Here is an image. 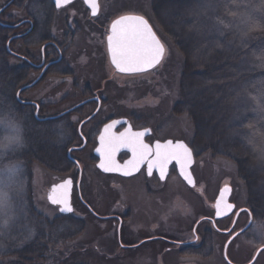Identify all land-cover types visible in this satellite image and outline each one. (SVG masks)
I'll return each instance as SVG.
<instances>
[{
	"label": "rangeland",
	"instance_id": "obj_1",
	"mask_svg": "<svg viewBox=\"0 0 264 264\" xmlns=\"http://www.w3.org/2000/svg\"><path fill=\"white\" fill-rule=\"evenodd\" d=\"M196 1L198 12H183L179 5L172 9L170 3L166 12L160 15L154 11L152 0L104 1L107 19L113 20L125 14L146 16L166 46L164 61L156 70L125 78V82L119 80L125 85L120 91L112 88L110 98L116 105L113 104L111 113L130 117L137 129L151 127L160 138L182 139L192 147L195 145V128L188 113H192L190 108L195 107L196 99L204 102L202 96L199 97L204 90L199 86L195 95L191 93L192 96L187 91L190 98L187 108L175 107L180 101V81L186 55L182 44L187 45L189 41L199 43L202 36L196 32L208 34L219 29L213 23H220L214 0ZM8 2L0 0V8ZM191 23H203L205 27L200 26L201 31ZM208 23H212L214 28L206 26ZM5 24L8 26L9 23ZM165 31L173 32L180 41L176 44ZM53 35L58 36L57 29ZM9 37L8 32L0 27V199L7 200V207L0 209V264H55L57 260L61 264L63 259V264H249L253 260L256 250L264 246V232L259 231L264 220L255 216L247 232L230 244L227 256L224 249L230 240L227 241L226 234L217 232L205 237L200 250L174 252L180 248L181 241L189 244L193 241L196 213L204 207L210 214L222 187L232 186V201L239 209L245 206L244 186L235 180V165L221 160L220 155L225 152L223 147L213 149L217 143L214 134L198 142L200 145L204 142V147L195 148L194 174L198 181L195 190L172 174L165 191L154 196H150L149 189L140 179L123 182L119 177L100 172L86 152L75 153L73 157L83 164L86 201L99 215L120 216L126 213L128 219L124 222V230L118 233V225L114 221H99L79 208L80 213L63 217L58 207L49 203L48 195L53 185L69 175L76 176L74 165L66 153L81 143L75 132L78 121L73 115V127L67 121L33 122V116L18 104L15 96L19 89L24 91L25 97L33 92H26L24 87L22 64L9 57ZM15 42L12 48L18 51L23 39ZM78 62L82 64L83 59ZM77 63L75 60L71 62L72 67ZM46 99L49 101L54 97ZM81 100L79 93L77 99L70 100L64 108L54 110L52 114L60 113ZM28 151L36 158L32 159L31 165L23 160V154ZM248 197L252 199L250 195ZM44 219L49 221L45 223ZM247 220L243 218L244 223ZM38 223L43 228V235L35 244V248L42 251L43 258L39 260L38 252L30 251V242L41 234ZM180 227L189 230L181 233ZM168 248L172 249L171 252ZM263 261L264 254L259 264H264Z\"/></svg>",
	"mask_w": 264,
	"mask_h": 264
},
{
	"label": "flooded vegetation",
	"instance_id": "obj_2",
	"mask_svg": "<svg viewBox=\"0 0 264 264\" xmlns=\"http://www.w3.org/2000/svg\"><path fill=\"white\" fill-rule=\"evenodd\" d=\"M104 1L98 0L99 10L97 15L93 16L91 7L85 0H71L69 4L59 8L56 7L55 0H22L18 5L16 4L18 0H9L4 7L0 8V27L10 36L7 43V47L9 45L10 48L9 50L7 48L9 57L22 64V81L27 89L26 92H33L29 97H25L24 91L21 92L22 89H19L15 96L18 104L33 116L32 121L41 124L67 121V124L73 127V118L71 117L76 116L75 118H77L76 139H79L81 143L78 147L69 148L66 153L67 159L74 165L76 176L69 175L60 181L72 180L74 213H80L79 208L99 221H114L118 225L117 232L119 233L124 230V222L128 219V215L126 213L120 216L97 214L95 207L85 199L84 174L81 169L83 164L73 155L86 152L88 158L97 166L99 160L96 157V148L100 146L99 135L106 125L115 120H127V123L116 128L115 132L117 133L123 132L128 124L135 132L150 129V135L144 139V142L150 145L154 146L157 142L163 144L171 140L174 142L183 141L189 147L191 146L182 139L160 138L151 127L137 129L130 117L115 116L116 114L111 113L113 104L116 105V102L111 101L110 98L111 91L114 90L112 88L120 91L125 88V85L121 83L125 82V78H134L144 74L126 75L112 67L107 50V36L110 34L112 22L120 16L113 20L107 19L104 12ZM5 23H9L8 26ZM54 29L58 30L56 37L53 35ZM21 39H23L22 49L19 48L16 51L12 47L16 43L15 41ZM79 59H83L82 64L77 63ZM74 60L77 63L76 67H72L71 64ZM79 93L83 100L75 105H70L60 113L52 114L54 110L64 108L65 103L77 99ZM50 97H54V99L47 101L46 98ZM130 158L131 153L122 152L118 160L123 164ZM192 173L196 184H198L194 167ZM172 174H176L181 179L176 163L168 167L164 180L160 179L159 170L156 168L149 176L146 164L142 165L139 172L131 177L118 175L116 177L126 183L140 179L149 189L150 196H154L165 191ZM181 181L184 183L182 179ZM230 203L234 202L230 199ZM58 210L63 217H68L62 214L59 207ZM202 210L196 213L197 218L192 229L193 241L190 244L187 241H181L180 248L177 247L178 249L174 252L185 253L190 249L200 250L204 245L206 234L210 232L229 233L226 234L227 241H229L236 233L246 228L252 218L250 213L245 212L236 217L237 212H234L230 217L216 221L214 208L210 214H207L204 207ZM244 217L248 219L245 223ZM178 229L181 233H186L189 230L187 227ZM171 250L168 248V252ZM262 255L258 256L255 264Z\"/></svg>",
	"mask_w": 264,
	"mask_h": 264
},
{
	"label": "trees",
	"instance_id": "obj_3",
	"mask_svg": "<svg viewBox=\"0 0 264 264\" xmlns=\"http://www.w3.org/2000/svg\"><path fill=\"white\" fill-rule=\"evenodd\" d=\"M214 1L220 23L213 24L219 29L208 34L196 32L202 36L199 43L189 41L187 45L182 44L186 55L180 81V101L175 107L187 108L190 103L187 91L195 95L201 86L204 92L199 97L202 96L204 102L196 99L195 107L190 108L194 115L188 113L195 128L192 148L195 151L196 146L204 147V142L201 145L198 142L214 134L217 143L213 149H225L220 155L221 160L235 165V180L244 186L246 202L242 208L249 209L253 217L264 220V0ZM170 3L172 9L179 5L186 13H195L198 8L196 0H152L158 15L166 12ZM159 24L161 26L162 22ZM192 25L201 31L200 26L205 27L203 23ZM211 25L206 26L214 28ZM166 33L178 43L179 38L173 32ZM23 155L27 165H31L32 159L36 160L30 151ZM38 226L41 234L30 242L32 249H29L38 252L39 260L43 258L42 251H38L35 244L40 241L43 228L40 224ZM260 261L261 258L257 264Z\"/></svg>",
	"mask_w": 264,
	"mask_h": 264
},
{
	"label": "snow or ice",
	"instance_id": "obj_4",
	"mask_svg": "<svg viewBox=\"0 0 264 264\" xmlns=\"http://www.w3.org/2000/svg\"><path fill=\"white\" fill-rule=\"evenodd\" d=\"M56 7L67 5L71 0H55ZM91 7V13L96 16L99 10L97 0H85ZM227 26V25H226ZM107 50L111 57V63L120 73H141L160 64L165 54V48L157 39L152 28L142 16H122L111 24L110 34L107 36ZM119 121H114L105 126L99 135V147L96 151L101 160L98 165L105 172H119L129 176L134 171H139L144 164L147 165V173L152 175L153 169L159 170L160 179L166 177L168 165L175 161L180 168V174L190 184L193 179L188 172L192 163V153L183 143H173L171 140L161 144L150 145L144 142L146 131L133 132L131 126L123 132H115ZM19 142V138H16ZM121 149H127L131 158L125 160L123 165L117 162L116 156ZM72 181L66 180L52 188V194L48 197L53 205H60L61 212H71L73 209L69 202V190ZM227 191V189H225ZM221 199L216 204L217 216L222 212L227 213L233 205L223 203ZM7 207V200L0 199V209ZM264 232V226L259 228Z\"/></svg>",
	"mask_w": 264,
	"mask_h": 264
},
{
	"label": "water",
	"instance_id": "obj_5",
	"mask_svg": "<svg viewBox=\"0 0 264 264\" xmlns=\"http://www.w3.org/2000/svg\"><path fill=\"white\" fill-rule=\"evenodd\" d=\"M97 3H98V0H97ZM88 6H89V4H88ZM122 16H142V15H138V14H125V15H122ZM122 16H120V17H122ZM120 17H118L117 19H119ZM142 17L148 22L149 26L152 28V31L155 33L157 39H158V40L161 42V44L164 46V48H165V54H164V57H163V59L161 60L160 64L156 65L154 68H150V69H148L147 71H144V72H141V73H122V74H126V75H135V74H144V73H148V72H150V71H153V70L157 69V68L163 63V60H164V58H165V56H166V46H165L164 43L162 42L161 37H160L159 34L155 31V29L153 28V26L151 25V23L148 21V19H147L146 17H144V16H142ZM115 20H116V19H115ZM115 20H114V21H115ZM112 23H113V22H112ZM8 50H9V45H8ZM109 56H110V55H109ZM110 63H111V57H110ZM111 65H112V63H111ZM112 67L115 68L114 65H112ZM115 69H116V68H115ZM115 121H119V122H120V123H118V124L116 125V128H118V127H120L121 125L127 123V120H115ZM113 122H114V121H113ZM113 122H111V123H113ZM111 123H109V124H111ZM129 126H131V125L128 124L127 128H128ZM116 128L114 129V131L116 130ZM131 128H132V127H131ZM103 130H104V129H103ZM132 131L135 132L133 129H132ZM143 131H145V130H143ZM150 133H151V130H150V129H147V131H146V135H145L144 139H145L146 137H148V136L150 135ZM172 142H173L174 144H175V143H183V144H185V145L188 147V145H187L185 142H183V141H177V142L172 141ZM188 148L190 149V151H191V153H192V163H191L190 166L188 167V172L190 173V175H191V177H192V179H193V182H194V185H195V186L190 185V184H189V183L183 178V176H181L179 165H177V164H176V165H177L178 172H179V175H180V177L182 178V180H183V181H184V182H185L190 188L193 189V188L196 187L195 178H194V176H193V174H192V168H193V166H194V164H195V156H194V153H193L192 149H191L190 147H188ZM122 152H128V150H127V149H121V151L117 154L116 159H117V162H118L119 164H121V163L119 162L118 158H119V155H120ZM129 153H130V152H129ZM96 156L99 158V160H101L100 154H99L97 151H96ZM173 163H176V162H175V161H172V162L168 165V167H169L170 165H172ZM99 164H100V161H99L98 165H99ZM98 165H97V168H98L102 173H104V174H108V175H119V176H124V177H131V176L135 175L137 172H139V171H134L131 175H129V176H125V175H122V174L119 173V172H105V171H103ZM121 165H123V164H121ZM140 168H141V167H140ZM139 170H140V169H139ZM68 180H69V179H68ZM70 180H71V179H70ZM71 181H72V180H71ZM62 183H63V182H62ZM60 184H61V183H60ZM60 184H58V185H60ZM58 185H56V186H58ZM54 187H55V186H54ZM52 188H53V187H52ZM225 189H227V191H225ZM222 193H223V203L231 204V205H233V208H232L229 212H227V213L222 212V214L219 215V216H217V214H216V217H215V220H216V221L226 219V218L230 217V216L236 211V205L233 204V203H230V199H231V197H232V193H233L232 187L229 186V185H226V186L222 187V189L220 190L219 195H218V197H217V200H216V202H215V204H214V210H215V212L217 213V209H216L215 206H216L217 202L221 199V194H222ZM51 194H52V189H51V191H50L48 197H49ZM71 195H72V185H71L70 190H69V202H70V205H71V207H72V204H71ZM48 201H49V199H48ZM49 203H50L51 205H53L50 201H49ZM223 203H222L221 207H223ZM53 206H60V205H53ZM72 209H73V207H72ZM73 212H74V209H73L71 212H62V213L65 214V215H68V214H71V213H73ZM245 212L249 213V211H248L247 209H240V210H238V211H237V215H236V217H239L240 214L245 213ZM250 215H251V214H250ZM251 217H252V216H251ZM252 223H253V219L251 218V220H250L249 224L247 225V227H246L245 229L239 231L238 233H236V235H234V237H232V238L230 239V241L227 243V245L225 246V249H224V250H225V255H226V256H227V251H228V248H229L230 244H231V243H232V242H233L238 236L244 234V233H245V232L251 227ZM225 234H229V233H225ZM262 252H264V246H262V247H260V248H258V249L256 250V252H255V257L253 258V260H251V262H250L249 264H254V263L256 262L258 256H259Z\"/></svg>",
	"mask_w": 264,
	"mask_h": 264
}]
</instances>
